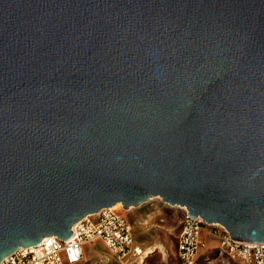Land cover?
<instances>
[{"label":"water","instance_id":"obj_1","mask_svg":"<svg viewBox=\"0 0 264 264\" xmlns=\"http://www.w3.org/2000/svg\"><path fill=\"white\" fill-rule=\"evenodd\" d=\"M156 196L264 243V0H0V262Z\"/></svg>","mask_w":264,"mask_h":264},{"label":"built area","instance_id":"obj_2","mask_svg":"<svg viewBox=\"0 0 264 264\" xmlns=\"http://www.w3.org/2000/svg\"><path fill=\"white\" fill-rule=\"evenodd\" d=\"M181 209L184 213L183 228L179 237V255L183 264H198L200 250L205 247L203 231L210 224L201 217H192L187 208ZM95 214L77 222L72 228L74 233L70 239L45 237L38 245L20 247L5 257L0 264H78L85 258V246L98 240H101L120 262L141 256L142 247L137 243L134 225L127 213L110 207ZM221 227L222 233L217 235L221 240L220 250L226 249L239 264H264L263 242H238L232 239L223 226Z\"/></svg>","mask_w":264,"mask_h":264},{"label":"rangeland","instance_id":"obj_3","mask_svg":"<svg viewBox=\"0 0 264 264\" xmlns=\"http://www.w3.org/2000/svg\"><path fill=\"white\" fill-rule=\"evenodd\" d=\"M117 210L127 213L129 220L134 225L137 243L142 249L156 245L159 248L147 257L141 254V256L126 263L127 261H118L106 245L98 240L85 246V258L78 264H95L97 261L100 264H183L179 255L183 209L171 207L161 197H152L150 201L140 207H133L130 211L125 208ZM220 233H222V227L216 224L208 225L203 231L205 247L200 250L198 264H239L226 249L220 250L222 247L221 240L217 236ZM240 263L248 264L246 262Z\"/></svg>","mask_w":264,"mask_h":264},{"label":"bare ground","instance_id":"obj_4","mask_svg":"<svg viewBox=\"0 0 264 264\" xmlns=\"http://www.w3.org/2000/svg\"><path fill=\"white\" fill-rule=\"evenodd\" d=\"M153 198H160V196H156V197H153ZM173 207H180V206H173ZM111 208H113V209H119V208L124 209V208H123V204H122V202L117 203L116 205L112 206ZM180 208H181V207H180ZM131 209H133V208H131ZM131 209H130V210H131ZM130 210H127V211H130ZM90 215H96V214H90ZM90 215H88V216H90ZM158 248H159V246L156 245V246L148 247V248H146V249H142L141 254H144V256L147 257V256H149L151 253H154Z\"/></svg>","mask_w":264,"mask_h":264},{"label":"crops","instance_id":"obj_5","mask_svg":"<svg viewBox=\"0 0 264 264\" xmlns=\"http://www.w3.org/2000/svg\"><path fill=\"white\" fill-rule=\"evenodd\" d=\"M133 259H135V257H131L130 260H128L126 263L132 261Z\"/></svg>","mask_w":264,"mask_h":264}]
</instances>
